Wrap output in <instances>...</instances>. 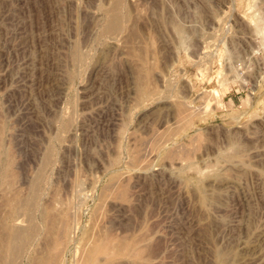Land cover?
Returning <instances> with one entry per match:
<instances>
[{"label":"rangeland","instance_id":"rangeland-1","mask_svg":"<svg viewBox=\"0 0 264 264\" xmlns=\"http://www.w3.org/2000/svg\"><path fill=\"white\" fill-rule=\"evenodd\" d=\"M116 1L0 0V226L38 183L6 219L43 226L17 264L65 207L59 264L106 230L139 264H264V0H120L108 32Z\"/></svg>","mask_w":264,"mask_h":264},{"label":"bare ground","instance_id":"bare-ground-1","mask_svg":"<svg viewBox=\"0 0 264 264\" xmlns=\"http://www.w3.org/2000/svg\"><path fill=\"white\" fill-rule=\"evenodd\" d=\"M120 3V4H119ZM118 5H120L121 6V2H120V0H117L116 1V4H115V7H114V9H113V11H112V14L109 16L110 17V19H109V21H108V24H107V26H106V30L108 31V32H115V31H120L121 30V28H122V26H123V21L125 20L124 18H126L124 15H122V14H124V13H120L119 14V12H118ZM113 6V5H112ZM111 6V7H112ZM123 6H121V8H122ZM111 9V8H110ZM123 9V8H122ZM125 9V8H124ZM127 11V10H126ZM126 11H124L125 13H127ZM122 12V11H121ZM110 13V12H109ZM129 16H130V13H129ZM128 17V16H127ZM129 19H130V17L127 19L128 21H129ZM172 20H174V19H171V22H172ZM126 21V20H125ZM176 22V21H175ZM126 23V22H125ZM182 24V23H181ZM175 25H176V23H175ZM178 25V24H177ZM180 25V24H179ZM181 27H183L182 25L181 26H176V28H177V30H179V32L180 31H183V29L185 28H181ZM126 28H127V26H126ZM174 28V27H173ZM103 29V28H102ZM106 30H105V32H106ZM125 31V30H124ZM105 32H104V35H105ZM177 32V31H176ZM178 32V33H179ZM186 32V31H185ZM182 33V32H181ZM184 33V32H183ZM182 33V34H183ZM188 33V32H187ZM187 33H185V34H187ZM193 33V32H192ZM102 34V33H101ZM115 34V33H114ZM120 35V34H119ZM101 36V35H100ZM111 36V35H110ZM118 36V35H117ZM102 37V36H101ZM182 37H184V35L182 36ZM79 53V52H78ZM206 56V55H205ZM207 57V56H206ZM238 146V145H237ZM237 148V147H236ZM240 148V147H239ZM244 149V148H243ZM235 151H237V150H235ZM238 151H240L239 149H238ZM238 151H237V153H238ZM241 152H243V150H241ZM240 152V153H241ZM240 153L238 154V155H240ZM231 154V153H230ZM235 155L234 156H236L237 154L236 153H234ZM47 155V154H46ZM233 156V155H232ZM241 158H243V155L242 156H240ZM239 157V158H240ZM45 159V158H44ZM48 159V158H47ZM229 159H232V158H229ZM235 159V158H234ZM12 161V160H11ZM50 160H48V162H49ZM10 162V161H9ZM9 164V163H8ZM10 164H11V162H10ZM43 164H45L46 165V162L44 163V161H43ZM47 166V165H46ZM11 167V166H10ZM9 167V168H10ZM8 168V169H9ZM45 169H46V167H45ZM45 169H44V171H45ZM11 170V171H10ZM42 170V169H41ZM41 170H39V171H41ZM9 171L10 172H12L13 170H12V168L11 169H9ZM43 172H41V174H39V176L41 177V175H44V173L42 174ZM38 176V175H37ZM9 177V176H8ZM39 177V178H40ZM35 180V179H34ZM9 180L7 179V181H6V183L8 182ZM14 181V180H13ZM8 183H11V184H8L9 186L11 185H14V184H12L13 182H12V180L10 179V181L8 182ZM34 183V182H33ZM35 183H38L37 182V178H36V181H35ZM36 185V186H35ZM10 186V187H11ZM38 186H39V183H38ZM37 186V184H34V186H33V184H32V186L30 187L31 189H33V191H31V189H30V192L29 193H32V195L30 196V194L28 193V195L30 196H28V197H25V198H28V199H25L26 200V202H25V200L24 199H22L21 198V196L20 195H18L19 197H17V196H15V194H14V196H13V198H11L10 200L11 201H9L8 202V205H9V207H10V210H11V212L10 211H8L7 213V216L5 217V218H3L4 219V225H3V221L1 222L2 223V227H3V229H4V234H2V236H0L1 237V243H0V264H14L15 262H16V264H17V262L18 261H16V260H18L17 258H22L23 256V253L26 251V249L28 248V246L33 242V239H34V237H35V235H36V233H37V231L39 230L40 231V229L43 227H41V228H37V225H38V223H36V224H34L32 221H33V219L31 220L30 219V225L28 226V227H21V225H17L16 226V224L14 225V226H10L8 223H7V219L6 218H8L9 217V215H10V217L13 215V214H15L17 211H22V207L24 208V206L25 207H28V206H33V203L35 202V198H36V200H38V198L37 197H35L36 196V194H39V192L38 193H36L37 191H38V189H39V187ZM8 187V186H7ZM202 187V186H201ZM6 188V187H5ZM13 188V187H12ZM11 188V189H12ZM36 188H38V189H36ZM200 188V187H199ZM8 189V188H7ZM6 189V190H7ZM202 189V188H201ZM37 190V191H36ZM203 190V189H202ZM203 192V191H202ZM36 193V194H35ZM41 193V192H40ZM75 193V192H74ZM104 193H105V191H104ZM204 194V193H203ZM220 194V193H219ZM218 193H217V195H219ZM17 195V194H16ZM105 195V194H104ZM205 195V194H204ZM7 196V195H6ZM5 196V197H6ZM108 196H109V194H108ZM202 196V195H201ZM205 196H207V195H205ZM205 196H203L202 198L203 199H205L204 197ZM214 196V198H215V196L216 195H213ZM10 197H11V195H10ZM41 197V196H40ZM77 197V196H76ZM101 197V196H100ZM42 198V197H41ZM58 198V197H57ZM74 198V197H73ZM201 198V199H202ZM214 198H212L213 200H215L216 198H218V197H216L215 199ZM219 198H220V195H219ZM67 199V198H66ZM79 199V198H78ZM203 199H202V202H203ZM210 199V202H214V201H211V197L209 198ZM44 200V199H43ZM56 200H58V199H56ZM60 200H62V199H60ZM207 200V199H206ZM216 200H219V199H216ZM215 200V201H216ZM73 201V200H72ZM208 201V200H207ZM40 202H41V200H40ZM65 202V201H64ZM217 202V201H216ZM6 203H7V201H6ZM37 203V202H36ZM68 203H70V202H68ZM73 203V202H72ZM62 204H63V202H62ZM78 204V203H77ZM205 204V203H204ZM206 204H208V202L206 203ZM214 204V203H213ZM6 205V204H5ZM34 205H39V204H34ZM44 205V204H43ZM56 205V204H55ZM61 205V204H60ZM57 206V205H56ZM55 206V207H56ZM64 206L65 205H63V208H64ZM73 206V205H72ZM103 206V205H102ZM102 206H101V208H102ZM36 207V206H35ZM53 207V206H52ZM74 207V206H73ZM76 207V206H75ZM30 208V207H29ZM32 208H34V206L32 207ZM67 207H65V210H67L66 209ZM20 209V210H19ZM28 209V208H27ZM57 209H59V208H57ZM77 209H79L78 207H77ZM29 210H31V208L29 209ZM37 210V209H36ZM35 210V211H36ZM43 210V209H42ZM47 210V209H46ZM51 210V209H50ZM61 210V209H60ZM64 209H63V211H62V215L61 214H59L60 216H58V215H56V213L58 214L59 212L61 213V211H56V213L54 212V211H50L49 212V210H48V213H55V214H53V217L54 218H49V219H51L52 221H51V223L52 224H50V227H47L49 224L47 223L46 225V227L49 229H47L48 231H49V233H50V240H49V238H48V240L50 241V243H48V248L46 249L47 250V252H45V255L43 256H39V257H37V255H35L37 258L35 259V261H33V263L34 264H59V263H61L62 261H60V257H61V252L64 250H62V248H64V241L68 238V231L69 230H71L70 228L71 227H69L68 226V223H67V218H65L64 216H66L65 214H67V216H69V215H71V210L69 211V212H67V213H65V214H63L64 213V211H65ZM24 211V210H23ZM25 211H27V210H25ZM97 211V210H96ZM95 211V212H96ZM44 212V211H43ZM43 212H40V213H43ZM10 213V214H9ZM18 213V212H17ZM23 213V212H22ZM26 213V212H25ZM32 213H35V212H32ZM31 213V215H33ZM45 213V212H44ZM48 213H47V215L46 216H48ZM68 213H70V214H68ZM73 213V212H72ZM97 213V212H96ZM52 214H51V216H52ZM103 214V213H102ZM16 215V214H15ZM20 215V214H19ZM28 215H29V213H28ZM45 215V214H44ZM56 215V216H55ZM74 215H76V214H74ZM14 216V215H13ZM21 216V215H20ZM23 216V215H22ZM42 216V215H41ZM46 216H45V218H46ZM34 217V216H33ZM49 217V216H48ZM69 217H71V216H69ZM73 217V216H72ZM76 217H78V215H76ZM81 217V216H80ZM11 218H13V217H11ZM29 217H27V219H28ZM41 218V217H40ZM43 219V218H42ZM71 219V218H70ZM97 219H99V218H97ZM46 220V219H45ZM71 220H73V219H71ZM99 220H101V219H99ZM104 220V219H103ZM10 221V220H9ZM12 221H13V219H12ZM42 221V220H41ZM47 221H48V219H47ZM77 221H79L78 219H77ZM97 221V220H96ZM35 222V221H34ZM45 222V221H44ZM49 222H50V220H49ZM75 222V221H74ZM10 223V222H9ZM26 223H27V221H26ZM103 223V222H102ZM102 223H101V225H102ZM72 224H73V222H72ZM95 224H96V222H95ZM12 225V224H11ZM43 225V224H42ZM70 225V224H69ZM79 225V224H78ZM77 225V226H78ZM39 226V225H38ZM76 226V227H77ZM96 226V225H95ZM106 226V225H105ZM1 227V226H0ZM2 227H1V229H2ZM45 227V226H44ZM69 227V228H68ZM100 227V226H99ZM124 227V226H123ZM131 227V226H130ZM78 228V227H77ZM97 228V227H96ZM102 228H105V227H102ZM126 228V227H125ZM129 228V227H128ZM0 229V230H1ZM3 229L1 230V231H3ZM44 229V228H43ZM69 229V230H68ZM114 229V228H113ZM145 229V228H144ZM96 230V229H95ZM101 230V229H100ZM38 231V232H39ZM97 231V230H96ZM109 231V230H108ZM110 231H111V229H110ZM134 231V230H133ZM144 231V230H143ZM143 231H142V233H143ZM95 232V231H94ZM104 232V231H103ZM106 232V234L104 233V235H103V233L101 232L100 234H98V235H100V236H96V240L95 241H93L92 243V246H86V247H90V249L88 250L87 248V250L88 251H86V249H85V251H86V253L84 254V258H82L83 260H81V262H78V264H129V263H132V262H134V264L135 263H137V264H139L140 262H144L145 261V259L147 258V259H149V260H151L150 258H148V257H145L147 254H145V252L146 251H148L149 249H147L148 247H145V242L143 243V241H141L143 244H144V246L142 245V243L140 242V240L139 239H136L137 238V236L139 235H137L136 236V238H134V237H132L133 236V234H132V236H131V233H129L128 235H130V236H125V235H123V236H125V237H115V235L112 233V231L111 232H108L107 233V230L105 231ZM147 232V231H146ZM146 232L144 233V235L146 234ZM48 233V232H47ZM49 233L47 234L48 235V237H49ZM69 233H70V231H69ZM83 233H85V232H83ZM110 233H112V234H110ZM37 234H39V233H37ZM121 234V233H120ZM124 234H127V233H124ZM0 235H1V233H0ZM135 235V234H134ZM142 236L141 238L140 237H138V238H140L141 240H144L143 239V237H145V236ZM93 236V235H92ZM140 236V235H139ZM38 237V236H37ZM41 237V236H40ZM47 237V236H46ZM45 237V238H46ZM146 237H150L149 235L148 236H146ZM151 238V237H150ZM43 239H44V237H43ZM70 239V238H69ZM86 239V238H85ZM152 239V238H151ZM151 239H148L147 238V242H148V240H151ZM67 241H68V239H67ZM71 241V240H70ZM89 241H92V240H89ZM152 241V240H151ZM150 241V242H151ZM41 242H45V241H41ZM66 242V241H65ZM35 243H37V242H35ZM89 243V242H88ZM33 244V243H32ZM43 244H45V243H43ZM66 244V243H65ZM75 244V243H74ZM87 244V243H86ZM146 244H148V243H146ZM62 245H64V246H62ZM69 245V244H68ZM149 245H151V244H149ZM148 245V246H149ZM47 246V245H46ZM66 246H67V244H66ZM30 247V246H29ZM145 247V248H144ZM37 248V247H36ZM83 248H85V247H83ZM144 248V249H143ZM150 248V247H149ZM147 249V250H146ZM45 250V251H46ZM62 250V251H61ZM75 250V249H74ZM146 250V251H145ZM83 251V250H82ZM145 251V252H144ZM224 250H222V253H219V252H221L220 250H216L215 252H218L219 254H215V255H218V258H217V264H231V263H229L230 261H232V259H231V257H230V259H229V256H227V255H230V254H226L225 252H229V251H225V252H223ZM28 252V251H27ZM30 252V251H29ZM40 252V251H39ZM44 252V251H43ZM31 253V252H30ZM35 253H36V251H35ZM63 253V252H62ZM147 253V252H146ZM229 253H231V251L229 252ZM38 254V253H37ZM41 254H43V253H41ZM40 254V255H41ZM149 254V253H148ZM233 254V253H232ZM31 255V254H30ZM150 255V254H149ZM234 255V254H233ZM83 257V256H82ZM33 258V257H32ZM233 258V257H232ZM32 260V259H31ZM63 260V259H62ZM230 260V261H229ZM76 261V260H75ZM147 261V260H146ZM152 261V260H151ZM28 262V261H27ZM150 262V261H149ZM77 263V262H76ZM233 263V262H232ZM75 264V263H74ZM235 264V263H234Z\"/></svg>","mask_w":264,"mask_h":264}]
</instances>
